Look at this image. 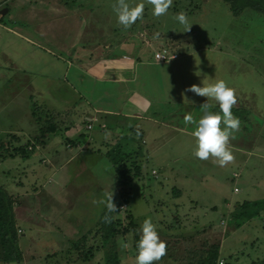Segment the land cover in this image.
I'll return each mask as SVG.
<instances>
[{"label":"rangeland","instance_id":"374dc122","mask_svg":"<svg viewBox=\"0 0 264 264\" xmlns=\"http://www.w3.org/2000/svg\"><path fill=\"white\" fill-rule=\"evenodd\" d=\"M48 2L63 13L55 19L51 16L50 22H40V19L46 20V16L50 15H43L37 9L41 7L39 4ZM137 2L140 0H129L133 5ZM143 2L145 11L142 18L125 29L118 24L113 10L116 0H0V11L7 8V12L0 15V25L13 31L20 28L24 34H32L31 36V28L26 30L20 26L32 21V24H28L29 27H49L48 46L55 53L63 55L64 52L55 48L54 42L67 44L78 39L76 26H88L97 39L100 40L101 37L103 43H113L110 47L114 43L126 46L130 44L149 51L151 55L159 47L179 52L181 57L178 59L165 63L151 62L147 67V78L151 88L153 86L155 90L161 85L163 89L170 87L175 91L182 84L183 96L195 97L196 102L191 111L192 100L189 97L177 104L184 108L183 112H178L177 107V115L169 118V122L176 123L182 130L176 129L171 135H165L161 140L162 151H158L148 164H140L143 174L126 188L129 201L126 202L120 196L114 165L105 154V161L102 159L94 170L82 172L80 176L84 179L97 172L105 182L107 179L106 185L110 189L112 187L114 190L118 186L117 194H114L116 198H113L117 212L111 214L120 226L116 241L121 264H135L136 242L146 218L153 220L160 238L167 244V254L156 264H195L214 246L220 249L216 264L222 263L221 261L222 264H249L252 261L264 264V211L240 227L231 222L236 203L264 197V14L251 8L233 15L223 0H173L168 12L156 17L147 0ZM179 13H184L192 23L186 31L176 20ZM67 14L69 17H66ZM70 16H77L79 22ZM5 32H8L7 29L0 27V65H3L0 66V99L11 102L16 88L5 85V82L10 84L17 76L18 85L33 78L40 83L45 78L46 58L35 60L32 45L18 37L6 40ZM65 38L68 39L64 41ZM4 43H9L10 49L1 50ZM11 45L24 50H20L18 54ZM186 49H191L190 54H187ZM203 49H209V56L205 57L204 51L198 53ZM215 50L223 53L215 56L220 60L213 66L208 59L216 54ZM5 53L12 64L6 61ZM65 67V63L56 60V65L50 71L62 78ZM220 79L235 89L236 99L241 104L240 117L245 119L249 114L254 115L255 119V122L251 119L242 120L240 130L229 141L234 160L224 167L219 166L215 158L200 160L194 155L196 138L189 136L187 132H194L196 124L186 125L184 122L186 114H191L198 121L203 115L200 106L205 102L213 106L212 111L219 112L216 101L194 92L190 95L191 91L188 89L192 85L207 86ZM35 89L41 90L40 85L33 83L32 87L24 88L21 96L16 98H28L30 95L34 101ZM146 90L151 92L149 88ZM40 105L39 99L29 105L36 119L41 115ZM165 107H170L171 110L175 105ZM19 111L18 115L24 113L23 110ZM161 114L168 119L162 111ZM29 116L26 119L20 118L19 124L23 128L25 123V126H30ZM2 122L0 119V126L3 125ZM3 126L0 129H5V125ZM16 134L0 135V162L6 159L0 164V185L13 199L18 244L23 260L21 263L0 261V264H102L106 246H102L100 241L101 216L94 212L96 210L100 213L103 210L101 201L105 193L87 190L86 187L92 188L93 184L86 183L84 179L81 186L85 190L73 188L74 191L70 190L60 200L61 203L51 202L53 194L49 196L42 188L37 197L29 198L34 196L33 185L36 184L37 174H34L32 166L24 162L26 160L23 159V154L15 152L16 148L10 145ZM44 136L36 135L32 139L36 143ZM5 137L6 143L2 141ZM21 141L20 148H26L30 152L27 147L31 141L23 145ZM255 147L256 152L248 151ZM37 153L38 151H34L30 156ZM15 156V160L8 159ZM245 158L246 163H243ZM140 159L141 157L139 162ZM76 165L77 161H74L71 168L77 167ZM176 170L182 172L178 174ZM232 173L236 177L233 178ZM73 192L75 196H70ZM206 216L210 219H206ZM134 220L137 222L135 232L124 233V228L132 229ZM129 221L132 225H128ZM90 247L92 250H89ZM88 250L92 254L86 260L84 255Z\"/></svg>","mask_w":264,"mask_h":264},{"label":"crops","instance_id":"0c3cea01","mask_svg":"<svg viewBox=\"0 0 264 264\" xmlns=\"http://www.w3.org/2000/svg\"><path fill=\"white\" fill-rule=\"evenodd\" d=\"M49 3L39 4L41 7L37 11L43 15H50L46 16V20L40 19V22L48 20L50 22L51 16L52 19H55L60 13H63L62 10L55 9ZM71 12L75 13L74 11ZM66 17H69V14ZM70 18L77 23L79 22L77 16H70ZM83 22L86 23V21ZM30 23L32 24V21L28 24ZM28 24L19 26L26 30L31 28L33 36H31L32 34H24L20 28L18 31H13L4 25H0V27L8 31L5 32L6 40H14L15 37H18L25 39L26 43L32 45V54H35V60L40 57L46 58L45 78L40 83L33 78L25 84L18 85V77L15 76L14 82L10 84L5 82V85L14 86L16 90L13 92L14 96L11 102L0 99V119L5 125V129H0V135L19 133L13 137L10 145L18 148L21 145V140H24L21 141L22 145L31 141L29 146L31 149L27 147L28 150L30 152L32 150L31 153L38 151L35 156H30L31 153L28 152L27 155L22 153L24 158L21 157L26 160L24 162L28 163L27 165L32 166L34 174H37L36 184L33 185L34 196L29 198L37 197V194L40 193L39 189L42 188L43 191H47L49 196L53 194L54 197H52L51 202L58 201L61 203L60 200H63L70 190H85L81 186L84 179L86 183L91 182L93 184L92 188L86 187L87 190L106 194L111 191L106 185L107 179L105 182L103 176L97 172L83 179L80 176L81 173L94 170L102 159L105 161L106 158L103 154L112 145L120 146L125 152H139L142 161L139 163L148 164L158 154V151H162L163 143L161 140L164 139V136L171 135L173 130H182L176 123L169 122V118H175L178 112H183L184 108L178 107L177 104L189 97L192 100L190 102L191 111L196 98L183 96L182 84L175 91L170 87L163 89L161 85H158L157 90L153 86L151 88L147 78V67L155 61L152 59L153 53L151 55L149 51L138 49L130 44L126 46L114 43L115 45L111 48L110 44L113 43H103L101 37L100 40L97 39L95 34L88 29V26H76L79 34L78 39H73L67 44L54 42L55 48L64 52L65 55L58 54L48 46L50 45L47 40L50 37L49 27L39 29L36 25L29 27ZM7 35H11V37H7ZM67 39L65 38L64 41ZM8 44L4 43L1 50L9 48ZM11 46L18 54L20 50H24L19 46ZM190 50L186 49L187 54H190ZM208 50L203 49L198 53L204 51L206 57L209 56ZM124 51L127 54L122 53ZM193 51L197 53L196 50ZM215 52L216 54L208 59V62H211L213 66L220 60L219 57L215 56L223 53L220 50H215ZM177 53L179 54L178 58H180L181 54ZM1 56L3 58L2 52ZM6 59L7 62H10L8 55ZM56 60L66 64L62 78L50 71V68L56 65ZM10 64L12 63L10 62ZM176 82L178 84V81ZM33 83L40 85L41 89H35L34 101L33 96L30 95L28 98H16L21 96L24 88L32 87ZM146 88L151 89V92H148ZM191 94L192 92H190ZM38 99L41 102L42 110H40L41 115L36 119L31 108L29 109V105H33ZM170 104L175 105L171 110H169L170 107H165V105ZM162 106L164 107L162 108ZM177 107L179 108L178 112H176ZM240 107L241 104L237 100L232 112L239 117L241 123L250 119L255 122L254 115L248 114L245 119H242L239 113ZM248 107L250 110L252 109V107ZM19 110H23L24 113L18 115ZM161 111L168 119L161 116ZM27 116L30 117V126H25V123V128H23L19 124V120H21L20 118L26 119ZM3 125L0 128H3ZM253 129L254 127H252ZM193 133V131L187 132L191 137L194 136ZM252 133L256 134L254 131ZM36 135L45 136L41 138V141L35 143L32 137ZM2 141L6 143V137ZM255 149L256 147L250 148L248 151L256 152ZM8 159L15 160L16 156L8 157ZM5 161L6 159L2 163ZM74 161H77V167L71 168ZM2 163L0 162V164ZM243 163H246V158L243 159ZM113 171L118 183L115 168ZM176 171L178 174L182 172ZM141 173L143 174L142 169ZM234 174L232 173L233 178L236 177ZM117 187L113 190V198H116L114 194H117ZM58 195L59 199H57ZM70 196H75V192L71 193ZM29 207L32 209V206ZM103 210H107L105 206ZM195 212L198 213V210ZM94 213L101 216L102 210L100 213L95 210ZM97 216L95 217L96 220ZM206 219L209 220L210 217Z\"/></svg>","mask_w":264,"mask_h":264},{"label":"clouds","instance_id":"9594fccd","mask_svg":"<svg viewBox=\"0 0 264 264\" xmlns=\"http://www.w3.org/2000/svg\"><path fill=\"white\" fill-rule=\"evenodd\" d=\"M147 2L152 6V14L156 17L165 15L173 4V0H147ZM113 10L118 24L127 29L142 18L145 3L140 0L133 5L129 3V0H116ZM176 20L184 26V31L188 30L192 24L184 13H179ZM188 90L199 96L210 98L219 104V112H216L211 110L213 107L211 104L205 102L200 106L203 115L198 121L194 120L191 114H186L184 122L186 125L196 124L193 133L196 138L194 155L200 160L215 158L219 166L224 167L234 160L229 141L241 128L239 117L232 112V108L237 102L235 89L229 86L225 80L220 79L207 86L192 85ZM101 203L108 212H117L113 202L112 187L111 191L105 194ZM110 220L111 217L105 216V222H110ZM166 254L167 244L160 238L157 225L151 218H146L140 227V238L136 243L135 264H156Z\"/></svg>","mask_w":264,"mask_h":264},{"label":"trees","instance_id":"16d2710c","mask_svg":"<svg viewBox=\"0 0 264 264\" xmlns=\"http://www.w3.org/2000/svg\"><path fill=\"white\" fill-rule=\"evenodd\" d=\"M229 7L233 15H239L245 9H253L254 11L264 14V0H223ZM14 149L15 152H21L27 155L26 148ZM105 155L114 165L118 176L120 196L129 201V193L127 186L137 177L141 175V166L139 163V152H125L120 146H109ZM234 213L231 216V222L236 227H240L252 218L259 216L264 211V198L255 201H244L236 203ZM105 216L111 217L110 222H105ZM130 218V216H129ZM132 218V216H131ZM100 224V237L102 246H106L105 258L102 264H121L119 255L118 242L116 241L120 226L118 220H114L111 212L102 210ZM134 219V217H133ZM132 219V220H133ZM128 225H132L129 221ZM134 225V227H133ZM132 229L124 228V233L135 232L137 224L133 221ZM135 228V229H134ZM130 229V230H129ZM138 238V236H136ZM137 243V242H136ZM134 247V246H133ZM98 248V247H97ZM89 250H92L90 247ZM89 250L84 255V259H89L92 253ZM220 249L216 246L212 247L204 256L199 258L195 264H216L219 258ZM107 253V254H106ZM23 255L18 244V234L16 229L15 214L13 208V199L7 190L0 185V261L5 263L16 262L21 263ZM223 263V261H221ZM220 263V262H219ZM220 263V264H222ZM249 264H260L252 261Z\"/></svg>","mask_w":264,"mask_h":264},{"label":"built area","instance_id":"2783aa9c","mask_svg":"<svg viewBox=\"0 0 264 264\" xmlns=\"http://www.w3.org/2000/svg\"><path fill=\"white\" fill-rule=\"evenodd\" d=\"M178 56L179 54L175 50H170L167 47H159L154 50L152 58L155 62L165 63L177 59ZM29 149H31V147H29Z\"/></svg>","mask_w":264,"mask_h":264},{"label":"water","instance_id":"95a60500","mask_svg":"<svg viewBox=\"0 0 264 264\" xmlns=\"http://www.w3.org/2000/svg\"><path fill=\"white\" fill-rule=\"evenodd\" d=\"M7 12V8H4L3 10L0 11V15H3Z\"/></svg>","mask_w":264,"mask_h":264}]
</instances>
